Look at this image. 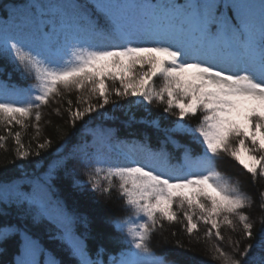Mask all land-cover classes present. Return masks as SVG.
Instances as JSON below:
<instances>
[{"label": "snow or ice", "instance_id": "obj_1", "mask_svg": "<svg viewBox=\"0 0 264 264\" xmlns=\"http://www.w3.org/2000/svg\"><path fill=\"white\" fill-rule=\"evenodd\" d=\"M39 8L45 10L43 16L36 15L37 6L21 0L0 20V55L11 56L36 81L23 96L6 85L0 89V124L15 122L23 128L34 114L39 134V109L54 93L59 94L58 86L87 89L101 101L73 111L69 100L73 124L94 112L103 117L102 110L110 103L118 107L110 100L113 93L117 98L138 97L141 103L166 104L163 111L177 110V119L163 129L165 139L159 150L130 144L120 153L122 161L107 166L103 141L95 152L86 141L66 153L67 142L61 144L42 174L29 178L26 190L21 191L16 180L0 182V203L5 206L0 216L9 204H15L33 226L55 225L52 238L68 247L77 264H105V250L98 248L92 258L83 234H77L75 225H86L88 218L69 212L63 201L53 198L52 181L63 173L71 178L73 188L87 184L102 195H110L115 188L132 213L114 221L126 231L132 247L113 257L110 264H179L166 261L149 247L160 221L177 222V211L183 212L190 235L202 221L211 225L206 237L224 240L221 225L235 231L234 220H238L245 236L252 239L253 224L240 211L249 197L223 182L215 161L227 153L253 178L264 177V0H95L94 7L86 0H49ZM98 12L103 14V23L94 19ZM22 14L35 18L34 29L12 31L10 25ZM64 49L70 51L67 60L59 58ZM156 77L162 78L158 89L153 84ZM107 81L120 86L110 89ZM34 89L38 95H31ZM198 112L199 123L195 127L187 124L186 118ZM128 120L135 121V115H128ZM140 121L160 128L157 118L141 117ZM8 134L13 135L11 129ZM176 134L199 140L203 154L194 157L187 145L174 138ZM5 139L0 136V147ZM14 140L15 157L20 161L30 155L40 157L41 150L51 145L46 140L33 152L21 143L19 131ZM167 144L184 149L182 163L170 164ZM81 173L87 181L79 179ZM16 232L23 235L19 264H38L37 256L46 253L27 227L0 226V243ZM258 236L256 243L240 253L242 259L233 258L216 244L212 247L224 264H245L251 249L264 246V225ZM47 264L57 261L51 258Z\"/></svg>", "mask_w": 264, "mask_h": 264}, {"label": "trees", "instance_id": "obj_2", "mask_svg": "<svg viewBox=\"0 0 264 264\" xmlns=\"http://www.w3.org/2000/svg\"><path fill=\"white\" fill-rule=\"evenodd\" d=\"M26 2L37 6L36 15L43 16L45 10L39 8V5L46 4L49 0H26ZM86 2L95 6V0H86ZM20 3L21 0H0V20L4 19L5 12ZM94 19H98L101 23L104 22L103 14L99 12ZM16 21L22 22L20 17ZM35 22L34 18L31 23L28 21L17 25L13 23L10 25V29L14 32H27L34 29ZM59 58L67 60L70 56H67L63 50L60 52ZM0 68L3 69L0 71V89L6 85L10 91L23 96L36 83L33 76L27 75L22 68L12 62L11 56L4 58L0 55ZM107 83L110 89L120 86L118 82L113 84L111 81H107ZM153 84L158 89L162 85V78H154ZM58 87L59 94L54 93L49 97L48 103L41 105L39 109L41 112V119L38 122L39 134L34 126L37 123L34 114L25 120L26 126L23 128L15 122L12 125L0 124V136L6 138L4 147H0V182L16 180L20 184L21 191L26 190L25 186L29 184V178L42 174L47 162L53 158L56 149L65 142L67 145L63 152L66 153L73 145L85 141L89 150L95 152L103 141L106 162L104 166L117 160L122 161L124 158L120 153L126 150L130 144H144L153 151H157L165 139L163 129L170 127L177 119V110L174 109L172 113L163 111L166 104H161L158 101H153L151 104L141 103V99L135 100L132 96L117 98L113 93L110 100L114 101L118 107L114 108L110 103L102 110L104 113H110L109 117H101L94 112L86 116L83 121L77 120L73 124L68 111L69 100L72 101L73 111L82 110L88 106V103L98 104L101 101L98 97L90 96L87 89ZM38 94L35 89L31 93L33 96ZM130 114L135 115V121L128 120ZM141 117H145L146 120L157 118L160 121V128L157 129L148 123L141 122ZM200 118L201 113L198 112L195 116L187 117L186 123L195 127ZM8 129H11L13 135L8 134ZM17 131L21 133V143L26 148L30 147L33 152L36 150L37 144L44 143L46 140H50L51 145L41 150L40 157L30 155L27 160L20 161L14 153L16 147L14 134ZM174 138L181 144L187 145L194 157L203 154V146L199 140L193 141L191 136L181 134H176ZM236 144L237 142L234 141L233 145L236 146ZM166 149L172 157L171 165L183 162L184 149L182 147L167 144ZM37 160L41 161V164L37 165L35 163ZM73 164L79 166L75 161ZM215 169L224 177V183H227L229 187H236L249 197L246 206L240 211L246 213L249 217L248 222L253 224V238L249 239L245 236L243 225L238 220H234L235 231L229 226L221 225L220 231L224 240H218L215 235L211 238L206 237L205 233L211 225H206L202 221L197 222L198 230H194L190 235L186 231L183 212L177 211L178 221L161 220L149 241V247L157 255H163L166 261L176 260L179 264H224L219 254L213 249V244L218 245L233 258L242 259L240 253L244 251L245 246L256 243L259 238V230L264 225V196H261V193H264V177L257 175L253 178L237 160L227 153H221L216 159ZM79 179L87 181V177L82 173ZM113 183L118 184V181L114 179ZM52 185L54 199L59 198L63 201L69 212L88 218L86 225L78 222L75 227L78 235L83 234L87 250L92 258H95L98 248H103L105 264H110L113 257L118 258L121 252L128 251L132 247L129 240L126 239V231L118 228L114 222L116 219H123L132 214L125 208L124 201L119 198L115 188L110 195L93 192L90 185L87 184L82 189L73 188L71 178L63 173L52 181ZM4 207L0 203V208ZM173 210H177L175 205ZM21 211L22 209L17 205L9 204L6 214L0 216V226L16 224L20 229L27 227L28 234L41 245L46 253V255L37 256L38 264H47L51 258H54L57 264H77L68 247L61 241L52 238L56 235L55 225L33 226L30 219L20 215ZM229 218L232 219L231 216ZM214 232L215 229H213ZM22 245L23 235L21 232L13 233L6 241L0 243V264H19L22 258ZM245 264H264V246L251 249Z\"/></svg>", "mask_w": 264, "mask_h": 264}, {"label": "rangeland", "instance_id": "obj_3", "mask_svg": "<svg viewBox=\"0 0 264 264\" xmlns=\"http://www.w3.org/2000/svg\"><path fill=\"white\" fill-rule=\"evenodd\" d=\"M33 20H31V22H32ZM133 98H135V100H139L140 98H138V97H133ZM110 116V113L108 114V113H105V115L103 116V117H105V118H107V117H109ZM241 156L245 159V160H247L248 159V157H247V155L243 152V150H241ZM243 166V165H242Z\"/></svg>", "mask_w": 264, "mask_h": 264}]
</instances>
